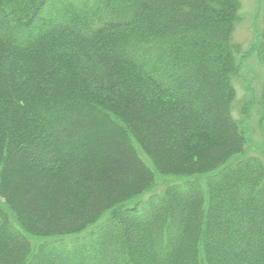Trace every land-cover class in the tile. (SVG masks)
Returning a JSON list of instances; mask_svg holds the SVG:
<instances>
[{"label": "trees", "instance_id": "trees-1", "mask_svg": "<svg viewBox=\"0 0 264 264\" xmlns=\"http://www.w3.org/2000/svg\"><path fill=\"white\" fill-rule=\"evenodd\" d=\"M241 6L0 0V264H264Z\"/></svg>", "mask_w": 264, "mask_h": 264}, {"label": "rangeland", "instance_id": "rangeland-1", "mask_svg": "<svg viewBox=\"0 0 264 264\" xmlns=\"http://www.w3.org/2000/svg\"><path fill=\"white\" fill-rule=\"evenodd\" d=\"M264 19V0H242L241 17L237 26V32L235 41L244 45L253 36H257ZM242 64L241 75L242 79L235 82L236 91V106L234 109V115L237 119L239 106L242 105L248 97L255 94L258 90V83L260 80H264V67L260 66L253 57L249 56V59ZM252 115L254 116V108L252 109ZM249 131L248 151L250 155H256L257 145L260 142L261 132L256 124V118L253 117L245 124ZM160 184V183H158Z\"/></svg>", "mask_w": 264, "mask_h": 264}]
</instances>
